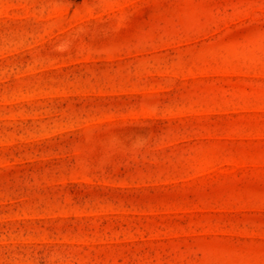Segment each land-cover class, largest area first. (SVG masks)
I'll return each mask as SVG.
<instances>
[{
  "label": "rangeland",
  "instance_id": "374dc122",
  "mask_svg": "<svg viewBox=\"0 0 264 264\" xmlns=\"http://www.w3.org/2000/svg\"><path fill=\"white\" fill-rule=\"evenodd\" d=\"M0 264H264V0H0Z\"/></svg>",
  "mask_w": 264,
  "mask_h": 264
}]
</instances>
